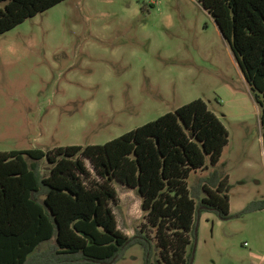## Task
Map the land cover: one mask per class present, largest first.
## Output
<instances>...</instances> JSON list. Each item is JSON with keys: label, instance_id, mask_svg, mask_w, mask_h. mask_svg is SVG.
<instances>
[{"label": "rangeland", "instance_id": "1", "mask_svg": "<svg viewBox=\"0 0 264 264\" xmlns=\"http://www.w3.org/2000/svg\"><path fill=\"white\" fill-rule=\"evenodd\" d=\"M196 100L230 137L188 186L204 198L203 179H227L233 218L201 215L193 264H264V210L239 217L264 201L260 109L202 0H66L0 35V153L105 145ZM116 190L119 228L132 237L141 198ZM147 259L134 246L117 264Z\"/></svg>", "mask_w": 264, "mask_h": 264}, {"label": "trees", "instance_id": "2", "mask_svg": "<svg viewBox=\"0 0 264 264\" xmlns=\"http://www.w3.org/2000/svg\"><path fill=\"white\" fill-rule=\"evenodd\" d=\"M64 1L0 0V35ZM202 4L260 109L264 149V0ZM229 137L196 100L105 145L0 153V264H117L134 246L146 264H155V252L158 264H193L201 215H233L227 179L217 172L203 179L204 198L191 193L188 179L219 164ZM116 184L142 201L132 237L119 228ZM261 210L264 201L253 202L239 217Z\"/></svg>", "mask_w": 264, "mask_h": 264}, {"label": "water", "instance_id": "3", "mask_svg": "<svg viewBox=\"0 0 264 264\" xmlns=\"http://www.w3.org/2000/svg\"><path fill=\"white\" fill-rule=\"evenodd\" d=\"M220 29V28H219ZM221 31V30H220ZM222 33V32H221Z\"/></svg>", "mask_w": 264, "mask_h": 264}]
</instances>
